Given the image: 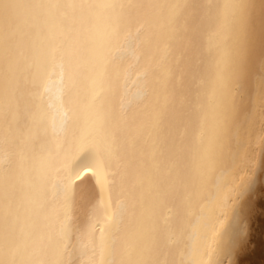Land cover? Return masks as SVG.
Listing matches in <instances>:
<instances>
[{"label":"bare ground","instance_id":"bare-ground-1","mask_svg":"<svg viewBox=\"0 0 264 264\" xmlns=\"http://www.w3.org/2000/svg\"><path fill=\"white\" fill-rule=\"evenodd\" d=\"M262 193L264 0H0V264H264Z\"/></svg>","mask_w":264,"mask_h":264},{"label":"rangeland","instance_id":"rangeland-1","mask_svg":"<svg viewBox=\"0 0 264 264\" xmlns=\"http://www.w3.org/2000/svg\"><path fill=\"white\" fill-rule=\"evenodd\" d=\"M259 201V211L257 213V219L254 223L255 228L258 230L257 235H260L262 241H264V193L260 194Z\"/></svg>","mask_w":264,"mask_h":264},{"label":"snow or ice","instance_id":"snow-or-ice-1","mask_svg":"<svg viewBox=\"0 0 264 264\" xmlns=\"http://www.w3.org/2000/svg\"><path fill=\"white\" fill-rule=\"evenodd\" d=\"M83 171L87 172V171H90V168L85 166V168L83 169Z\"/></svg>","mask_w":264,"mask_h":264}]
</instances>
